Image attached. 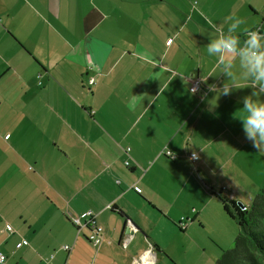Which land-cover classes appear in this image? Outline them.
<instances>
[{"label": "crops", "instance_id": "1", "mask_svg": "<svg viewBox=\"0 0 264 264\" xmlns=\"http://www.w3.org/2000/svg\"><path fill=\"white\" fill-rule=\"evenodd\" d=\"M253 32L264 41V0H0L8 264H168L156 235L215 264L238 234L215 195L248 208L264 182V141L239 119L264 104L241 55ZM228 37L234 52L207 51ZM87 211L96 247L69 222Z\"/></svg>", "mask_w": 264, "mask_h": 264}, {"label": "trees", "instance_id": "2", "mask_svg": "<svg viewBox=\"0 0 264 264\" xmlns=\"http://www.w3.org/2000/svg\"><path fill=\"white\" fill-rule=\"evenodd\" d=\"M215 196L225 215L238 228L233 245L222 251L216 264H264V182L251 205L244 210L234 201ZM118 213L127 219L121 211Z\"/></svg>", "mask_w": 264, "mask_h": 264}, {"label": "clouds", "instance_id": "3", "mask_svg": "<svg viewBox=\"0 0 264 264\" xmlns=\"http://www.w3.org/2000/svg\"><path fill=\"white\" fill-rule=\"evenodd\" d=\"M241 21H237V24ZM236 24L232 25L235 28ZM237 40L234 37L220 38L214 40L207 48V51L211 53L226 52L231 53L236 50ZM243 63L250 68L254 75L255 81L264 86V41L259 38L255 32H253L247 39V47L241 53ZM190 91L194 95L197 89L190 86ZM224 95L228 94V89L225 88ZM136 99L130 101L128 107L130 110H134L136 107ZM243 115L239 119L243 123V127L247 135L251 137L259 136L260 141H264V104L257 105L255 103H249L245 101V107L243 109ZM254 147L259 145L254 144ZM196 153H193L192 159H197Z\"/></svg>", "mask_w": 264, "mask_h": 264}, {"label": "rangeland", "instance_id": "4", "mask_svg": "<svg viewBox=\"0 0 264 264\" xmlns=\"http://www.w3.org/2000/svg\"><path fill=\"white\" fill-rule=\"evenodd\" d=\"M14 179L15 178L1 179L0 184L2 186L10 187L14 185L13 183ZM30 180H31L30 177L26 178L27 183ZM1 195H4V194H0V196ZM8 195L9 194H5L6 196L5 199L0 198V204H3L5 201L9 200ZM236 203H239V202H236ZM153 239H155L154 240L155 244L158 243L156 245L166 247L169 253L172 255L171 257H168L167 259L168 264H213L214 263V262L212 263L210 262L211 258L208 256V254H204V252H202L201 250H196L195 252V247L190 242H186L179 238L172 239L169 237H160L157 235ZM204 239H205V236H204ZM206 240L207 239L203 240L204 243L207 242Z\"/></svg>", "mask_w": 264, "mask_h": 264}, {"label": "built area", "instance_id": "5", "mask_svg": "<svg viewBox=\"0 0 264 264\" xmlns=\"http://www.w3.org/2000/svg\"><path fill=\"white\" fill-rule=\"evenodd\" d=\"M94 84H96V81L93 79H90L89 85L93 86ZM190 86L197 89L196 94L203 93V95H206V93L214 90V87H212L210 89H207L206 92H203V88H202V85H201L199 80H191ZM189 91H190V88H189ZM190 93H191V91H190ZM163 153L167 158H169L171 160L175 159V155L172 152H170L168 150H164ZM192 156L190 158L195 163L198 160V158L193 160ZM126 166H128V163H126ZM183 220L184 219H182V221ZM69 222L74 228H76L78 230L87 229L89 231L88 241L93 246L96 247V246H99L101 244V236H102L103 230L101 227L98 226V224L96 222V218L91 211L84 212V213L80 214L79 216L70 217ZM181 227H182L181 229H183L185 227V225L183 224V225H181ZM5 230L8 233L13 232L11 226H9V225L5 226ZM125 246L126 245L124 244V247ZM63 250L67 251L68 247L67 246L63 247ZM0 264H8V257L2 252H0Z\"/></svg>", "mask_w": 264, "mask_h": 264}, {"label": "water", "instance_id": "6", "mask_svg": "<svg viewBox=\"0 0 264 264\" xmlns=\"http://www.w3.org/2000/svg\"><path fill=\"white\" fill-rule=\"evenodd\" d=\"M237 207L241 210H244L245 207L241 203H236Z\"/></svg>", "mask_w": 264, "mask_h": 264}, {"label": "bare ground", "instance_id": "7", "mask_svg": "<svg viewBox=\"0 0 264 264\" xmlns=\"http://www.w3.org/2000/svg\"><path fill=\"white\" fill-rule=\"evenodd\" d=\"M88 234H89V231H88ZM88 234H87V237H86V238H87V240H88Z\"/></svg>", "mask_w": 264, "mask_h": 264}]
</instances>
